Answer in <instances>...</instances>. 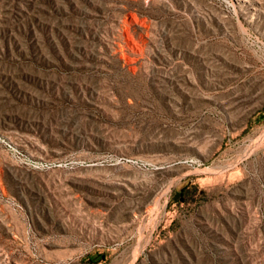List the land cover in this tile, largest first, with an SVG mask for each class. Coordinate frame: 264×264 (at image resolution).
I'll use <instances>...</instances> for the list:
<instances>
[{"label": "rangeland", "instance_id": "1", "mask_svg": "<svg viewBox=\"0 0 264 264\" xmlns=\"http://www.w3.org/2000/svg\"><path fill=\"white\" fill-rule=\"evenodd\" d=\"M0 264H264V0H0Z\"/></svg>", "mask_w": 264, "mask_h": 264}, {"label": "trees", "instance_id": "2", "mask_svg": "<svg viewBox=\"0 0 264 264\" xmlns=\"http://www.w3.org/2000/svg\"><path fill=\"white\" fill-rule=\"evenodd\" d=\"M184 193H178V201L183 202L184 201Z\"/></svg>", "mask_w": 264, "mask_h": 264}]
</instances>
